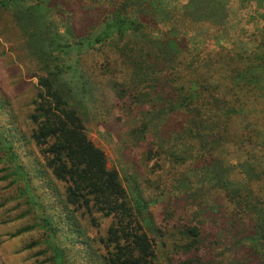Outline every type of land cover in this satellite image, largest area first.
Returning <instances> with one entry per match:
<instances>
[{
  "label": "rangeland",
  "instance_id": "374dc122",
  "mask_svg": "<svg viewBox=\"0 0 264 264\" xmlns=\"http://www.w3.org/2000/svg\"><path fill=\"white\" fill-rule=\"evenodd\" d=\"M207 1L57 0L64 11V24L70 28V22L74 23L75 28L71 32L76 37L94 35L99 31L101 21L120 8L123 14L130 13L133 19H136V14L129 8L144 11V15L138 13L140 20L136 19L143 23L150 19L151 22L164 20L157 26L146 23L150 28H146L145 42L140 41L138 33L125 32L122 39L121 36L114 37L99 46L84 49L80 54L83 69L99 101L98 114L85 121L88 139L103 151L107 168L117 171L123 187L129 190V184L130 188L137 186L149 203L148 210L155 226L154 231L147 230V234L155 240L160 264H165L167 257L171 264H232L236 260L240 264H263L253 254L251 245L235 252L231 251V246L256 233V224L264 223V212L262 215L253 209L257 205L264 208L263 93L249 79L238 77L240 71L243 72L242 68L253 61L260 69L255 74H260V81L264 79L260 67L264 62L261 47L264 39V0H219V6L213 9L219 17L216 24L199 21L195 14L200 5H208ZM187 2L191 5L187 6L189 16L183 13ZM14 26L11 14L0 7V87L11 103L12 108L7 114L11 115V120L21 132L16 141H7L4 114L0 116V137L6 141L4 149L7 150V144L15 148L10 149L15 156L11 161L0 149V178L8 177L0 179V205L17 197L4 206L18 209L17 215L21 209V212L31 210L36 216L38 210L32 209L34 205L31 201L18 196L29 185L31 191L40 195L41 201L47 202L43 188L50 180L33 170L38 162L43 165L44 161L40 150L30 140L35 128L30 115L34 108L32 102L37 100L39 92L40 73L38 70L36 73L35 63L23 49L24 39ZM132 37L138 40H135L138 42L136 47H133L135 42L131 45L126 42L130 38L134 40ZM186 38L189 39L184 41ZM150 51L156 53L154 60L145 55ZM138 61L144 63L136 66ZM148 62L156 63L151 67L154 71L161 63L195 71L193 76L197 79L190 80L195 85L192 94L195 96L196 113L206 118L207 122L201 126L206 134L184 142L187 141L186 146L204 144L208 151L205 157H198L195 153L187 164L179 166V170L168 165L163 157L167 151L158 149V146L168 139L166 133L181 129L193 117H186L185 121L182 119L180 125L172 122L166 129V118L163 117L165 107L158 100L152 102L144 98L145 95L151 97L152 89L148 86L158 78L155 72L147 83L141 82L145 77L143 73L150 66ZM22 71L23 76L29 74L32 79H21ZM148 72L149 76L153 74L150 70ZM208 87L211 93L207 95L205 91ZM109 114L110 119L107 120ZM145 125L147 130L144 134L139 133ZM216 134L218 137H215ZM223 143L226 144L223 146ZM170 146L172 148L174 143L170 142ZM16 165L21 166L23 173L16 171ZM204 168L213 169L221 178L195 186L192 179L199 178ZM178 177H181V182L175 183ZM54 184L55 192L65 191L62 183L55 180ZM174 188L179 191H174ZM170 189L174 194L170 193ZM62 208L61 202L56 216H52L54 213L49 215L50 221L57 222L58 226L68 224L71 232L74 231L68 220L78 224L76 227L82 233L81 242L86 238L98 241L107 236L106 230L111 222L100 213L93 211L94 215L88 217L83 215L82 210L75 209L68 215ZM193 227L198 230L196 239L180 235L179 230ZM5 233L6 230L4 233L0 230V258L8 253L11 257L22 253L23 260L31 264H56L51 260L52 252L42 250L45 240L43 231H31L21 245L10 241ZM164 241L168 250L162 247ZM189 242H196L194 251L184 253L179 249L180 245ZM66 246L70 256L75 249L82 250L83 254L85 251L92 252L89 246L80 243ZM87 247L89 249H84ZM86 258L73 256L71 261L79 263Z\"/></svg>",
  "mask_w": 264,
  "mask_h": 264
},
{
  "label": "trees",
  "instance_id": "16d2710c",
  "mask_svg": "<svg viewBox=\"0 0 264 264\" xmlns=\"http://www.w3.org/2000/svg\"><path fill=\"white\" fill-rule=\"evenodd\" d=\"M207 2L208 5H200L195 14L200 18L199 21L205 20L216 24L219 22V17L213 9L219 6L221 1L208 0ZM59 3L57 0H0V7L11 14L20 37L24 39L23 49L31 61L35 63L36 73L37 70L40 73L38 76L39 92L37 100L32 102L34 108L33 114L30 115V120L35 126L30 140L40 150L44 161L43 165L38 162L33 170L36 174L50 180L46 182V187L43 188L47 199L46 203L41 201L37 192L29 189V185L23 192H19L18 197H26L34 205L32 209L37 208L36 216L32 214L31 210L21 212V209L17 215L18 209L11 208L12 206L9 208L4 206L5 203L13 199L16 200L17 197L0 205L4 214V220L1 224L3 227L0 226V230L3 233L6 230L5 234L11 239L10 241L19 242L20 245L25 243V239L31 231H35V233L43 231L45 240L42 250L46 253L52 252L51 260H54L56 264H160L161 261L157 258L155 249V240L147 234V230L154 231L155 226L153 217L148 210L149 203L145 201L137 186L130 188L131 185L129 184V190L123 187L117 171L107 168L103 151L95 147L88 139L85 121L90 116L98 114L99 101L96 100L93 85H91V81L83 69L81 62L83 60L80 54L82 50L99 46L114 39V37L121 36L120 39H122L125 32L138 33L141 38L140 41L145 42L148 33L146 28L148 30L150 28L149 24L146 25V23L157 26L164 23V20H152L151 22L150 19L143 23L137 20H140L138 13L144 15V11L138 12L135 8H129L130 12L136 14V20L131 18L130 13L123 14L120 8L101 21L98 25L99 31L94 35L76 37L71 32L75 26L74 23L70 22L71 29L64 24L62 20L64 11L60 7L61 3ZM188 4L189 2L184 5L183 13L189 16L187 6L189 8L191 5ZM143 17L142 21L145 19V16ZM132 38L134 40L130 38L126 42L130 45L135 42L133 47H136L138 40L135 37ZM187 39L189 38L184 41ZM196 39L203 40L201 38ZM193 43L195 44L196 41L194 40ZM261 44L264 50V39ZM134 52L136 53L137 50ZM145 55L154 60L156 53L150 51L146 52ZM143 63L138 61L135 64L141 66ZM148 63L150 66L146 69V73H143L145 77L141 82L147 83L152 76L154 77L155 72L158 78H155L154 84L148 86V89H152L153 95L151 94L150 98L145 95L144 98L152 102L158 100L157 102H161L165 107L166 111H164L163 117L166 118V129L172 122L180 125L182 119L185 121L186 117L187 119L190 116L193 117V119L188 120L190 123L185 122L181 129L166 133L168 139L166 138L165 143L158 146V149L167 151L163 154L164 156H161L166 158L168 165L176 166L175 170H179V166L187 164L195 153L198 157H205L208 151V147L204 144L186 146L187 141L184 142L186 139L190 138L193 141L200 138L203 133L206 134L201 128L204 126V122H207L206 118L200 113H196L195 96L192 94V88L195 85L190 80L197 79L193 76L195 71L186 70L176 65H168V63L159 64L154 71L151 67L156 63ZM253 63L251 61L243 67V72L240 71L238 77L249 79L253 86L261 88L264 99V79L260 81L258 78L260 74H255L260 69L256 68V64ZM260 67L263 69L261 77H264V62ZM19 69L21 70L20 67ZM148 70L153 74L149 76ZM20 73H22L21 79L27 77L32 79L30 78L31 75L26 74L25 77L23 71ZM209 89L210 87L205 91L207 95L211 93ZM212 103H216V100H212ZM11 108L10 100L2 94L0 87V116L4 114L5 139L16 141L21 132L16 123L11 120V115L7 114ZM194 117L196 118L195 125ZM109 119L110 114L107 120ZM146 130L147 126L145 125L139 133L144 134ZM215 137H218L217 134ZM3 138L0 137V149L6 155V159L11 161L15 156L10 149L15 148L7 144V150L4 149L6 141L2 140ZM170 142L174 143L172 148ZM225 144L223 143V146ZM179 146H181L183 154L178 150ZM15 167L16 171L23 173L21 166L16 165ZM195 172L197 173L196 170ZM211 177L212 179H210ZM7 178L4 176L0 179ZM179 178L181 177H178L174 182L180 183ZM220 178L213 169L204 168L203 172H200L199 178L194 177L192 182L195 186L196 184L200 186V184L205 185L208 180L217 181ZM55 180L65 185L64 192L54 191L56 188ZM223 183L222 185L226 187L227 184ZM177 189L174 188V191L178 192L179 189ZM174 191L170 189L171 194H174ZM61 202L64 207L62 209L68 212V215L77 209L82 210L83 215L88 217H92L93 211H95L100 213L103 218L109 219L111 223L106 230L107 236L98 239V241H89L86 238V241L81 242L82 233L76 227L78 224L74 225L70 219L68 220L74 231L71 232L67 227L68 224H66L67 226H58L56 225L57 222H51L49 215L54 213L52 216H56V211L59 207L61 208ZM247 208L249 209V206ZM253 209L263 215V207L257 205ZM9 214L11 216H8ZM91 219L93 220V218ZM255 232L245 236L243 242L233 244L231 251H239L245 245H251L253 254L264 264V223L256 224ZM179 233L181 236L193 239L198 236V230L195 227L179 230ZM75 235L77 240L74 238ZM165 242H163L162 247H166L168 250ZM70 243L89 246L92 252L85 251L83 254L82 250L75 249L70 256L68 248H66V245ZM195 245L196 242H189L180 245L178 248L184 253H189L194 251ZM83 246L80 247L83 248ZM238 254L239 252H237ZM83 255L85 256L82 258ZM73 256L80 259L87 258L84 262L73 263L71 261ZM23 257L22 253L13 255V257L8 253L6 257H1L3 260L0 258V264H31L29 261H24ZM36 263L40 264V262ZM231 263L240 264L237 260L235 263ZM165 264H171L168 257Z\"/></svg>",
  "mask_w": 264,
  "mask_h": 264
},
{
  "label": "crops",
  "instance_id": "0c3cea01",
  "mask_svg": "<svg viewBox=\"0 0 264 264\" xmlns=\"http://www.w3.org/2000/svg\"><path fill=\"white\" fill-rule=\"evenodd\" d=\"M3 220H4L3 210L0 209V224H2ZM11 224H16V223H11ZM5 250H7V249H5Z\"/></svg>",
  "mask_w": 264,
  "mask_h": 264
}]
</instances>
